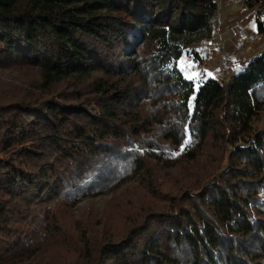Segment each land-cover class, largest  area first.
I'll return each instance as SVG.
<instances>
[{"label": "trees", "instance_id": "1", "mask_svg": "<svg viewBox=\"0 0 264 264\" xmlns=\"http://www.w3.org/2000/svg\"><path fill=\"white\" fill-rule=\"evenodd\" d=\"M244 3L264 35V0ZM215 10L212 0H0V70L22 80H0V264L44 237L60 244L61 264H264V126L252 125L264 49L196 89L177 67ZM151 160L174 175L156 196L165 205L125 211L121 230L104 221L84 248L61 229L55 200L71 206L141 169L155 198L168 173Z\"/></svg>", "mask_w": 264, "mask_h": 264}, {"label": "rangeland", "instance_id": "2", "mask_svg": "<svg viewBox=\"0 0 264 264\" xmlns=\"http://www.w3.org/2000/svg\"><path fill=\"white\" fill-rule=\"evenodd\" d=\"M119 4L122 5V1H120ZM218 4L219 6L223 5V8H225L224 5H227L228 8L221 12V10L219 11L218 9ZM243 6V0H216L215 20L212 23L209 34L216 23V30L218 31V34H216V49L221 50L219 52L221 56L217 58V62L225 56L232 59V62H230L231 66L226 72H229L237 65L246 64L251 58L264 49V35H257L256 30L254 31L250 27L254 22L253 13ZM126 11V6L121 8L122 15H126ZM219 34L225 35L220 38L217 36ZM199 40L200 39H198V41ZM0 80L11 82L15 85H22L21 77L17 72L9 73L0 70ZM223 82L225 81H222V83ZM252 125L259 129L264 126V111L259 114L257 120L253 121ZM238 144L241 146L248 145V143L244 144L242 142ZM143 148L144 147H138L137 149ZM226 148L227 150L229 149L228 146H226ZM174 152L176 153L179 151L177 150ZM150 162L161 167L162 176L168 173V178L161 177V187L158 186L155 198L148 199L149 195L145 194L143 190L142 176L144 175V170L141 169L134 177L124 180L108 192L94 196L79 197L71 206L65 207L66 204H64L63 201L60 199L55 200L50 204V209L52 212L57 210L58 214L56 215L61 213L57 219L58 221L61 220V229L67 230L68 233H72L73 240L78 236V240H82L79 246L84 248L89 240L88 238H90L89 235H92L90 232L91 229L100 230L101 224L109 222V225H111V222H115L112 228L121 230L124 226V220L121 215L125 211L136 210L140 206L146 205L147 202L165 205L167 203L166 200L163 197L156 196L159 193L164 195L165 191L172 186V177L174 175L171 169L163 168L162 165L156 161L151 160ZM225 167L226 160H224L222 164V168ZM162 181H164V183ZM41 245H43L42 249L33 251L28 257L15 264H61L57 259L52 258L53 254L58 255L60 244L53 245L51 240L46 242L44 237L39 241V245L37 246Z\"/></svg>", "mask_w": 264, "mask_h": 264}, {"label": "crops", "instance_id": "3", "mask_svg": "<svg viewBox=\"0 0 264 264\" xmlns=\"http://www.w3.org/2000/svg\"><path fill=\"white\" fill-rule=\"evenodd\" d=\"M212 1L216 6V0ZM224 7L225 8H223V5L219 6L218 4L219 11L221 10V12H223L228 8L227 5H224ZM243 7L249 11H252L245 6V3ZM216 31L215 23L214 28L207 38H202L199 41L184 47L182 49L180 58L177 60V67L182 71L185 77L186 74H200L199 77L191 80L195 86V89L197 88V85H201L207 79H214L218 82L227 81L244 69L245 64L239 66L237 65L235 68L224 74L226 77L223 79L219 78L220 69L217 67L216 62L218 60L217 58L221 56V53H219L221 50L216 49V34H218V31ZM224 35L225 34H219L217 36L222 38ZM208 73H211V75H208Z\"/></svg>", "mask_w": 264, "mask_h": 264}, {"label": "built area", "instance_id": "4", "mask_svg": "<svg viewBox=\"0 0 264 264\" xmlns=\"http://www.w3.org/2000/svg\"><path fill=\"white\" fill-rule=\"evenodd\" d=\"M215 20V13L211 16H209L205 21V27H202L201 30L198 32L192 33L190 35L192 41L195 43L198 41V39L207 38L208 37V31H210V28L212 27V23ZM208 34V35H207ZM232 59L229 57H224L220 59L216 65L220 69L219 78L223 79L225 77V73L228 70V68L231 66Z\"/></svg>", "mask_w": 264, "mask_h": 264}, {"label": "snow or ice", "instance_id": "5", "mask_svg": "<svg viewBox=\"0 0 264 264\" xmlns=\"http://www.w3.org/2000/svg\"><path fill=\"white\" fill-rule=\"evenodd\" d=\"M250 27L255 31L256 30V23L253 22ZM199 73H192V74H186V78L188 80H193L194 78H197L199 77ZM208 75H211V73H208ZM197 87H199V85H197ZM192 99H195V97H193ZM185 132H187V129H185ZM191 142V137L188 136L187 139H185L183 141V144L181 145V148H180V151L179 152H176V153H173V155H179L180 152H183L185 150V147Z\"/></svg>", "mask_w": 264, "mask_h": 264}]
</instances>
